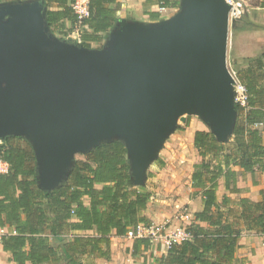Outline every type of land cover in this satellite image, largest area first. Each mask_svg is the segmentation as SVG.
<instances>
[{
  "label": "water",
  "instance_id": "95a60500",
  "mask_svg": "<svg viewBox=\"0 0 264 264\" xmlns=\"http://www.w3.org/2000/svg\"><path fill=\"white\" fill-rule=\"evenodd\" d=\"M179 4L158 21L118 18L100 47H87L51 31L46 0L0 2V139L30 143L40 188L66 181L77 153L116 139L127 149L132 185L145 186L188 115L230 141L238 118L231 5Z\"/></svg>",
  "mask_w": 264,
  "mask_h": 264
},
{
  "label": "trees",
  "instance_id": "16d2710c",
  "mask_svg": "<svg viewBox=\"0 0 264 264\" xmlns=\"http://www.w3.org/2000/svg\"><path fill=\"white\" fill-rule=\"evenodd\" d=\"M157 1L163 7H179L178 0ZM46 2L50 28L68 32L64 20L77 22L72 0ZM115 4L117 0L89 1L90 16L83 21L80 44L92 47L113 27L118 19ZM237 27L234 22L233 32ZM236 71L246 87L247 103H236L238 118L232 138L222 143L209 130L194 134L193 143L202 159L192 173V186L201 193L203 208L194 213L187 227L191 238L159 257L151 253L152 261L145 260L144 264H229L235 259L242 227L264 235V187L257 201L242 197L235 206L228 196L221 202L217 200L221 177H225L226 189L237 190L234 167L264 175V142L258 127L264 123L263 75L251 67ZM18 138L4 139L3 158L10 163V170L0 175V226L9 224L17 231L15 235H3L1 241L4 250L12 252L14 262L78 264L85 256L108 259L113 230L117 235H126L131 227L149 225L142 212L147 209L151 193L146 185H132L122 141L104 142L85 154V159H76L67 180L46 191L37 184L32 147L15 143ZM150 239L135 238L132 253L137 255L143 248H150Z\"/></svg>",
  "mask_w": 264,
  "mask_h": 264
},
{
  "label": "crops",
  "instance_id": "0c3cea01",
  "mask_svg": "<svg viewBox=\"0 0 264 264\" xmlns=\"http://www.w3.org/2000/svg\"><path fill=\"white\" fill-rule=\"evenodd\" d=\"M113 6L117 7L116 15L118 18L126 17L148 22L169 18L163 13H165L167 10L175 8L163 7L157 0H117V4ZM67 22L70 23L69 26L73 24V22L70 20H64L65 27ZM234 22L238 23V27L235 32H233ZM231 28L233 34L232 36L235 39L234 41L232 39L231 43V48H233V56L230 58L232 69L237 73L236 70H245L251 67L255 73H261L263 75L264 82V58L262 56L264 54L263 0H259V2L256 4L252 16L245 13L241 19L232 22ZM109 30L106 33H108ZM258 127L262 131L264 123H261ZM262 134L264 142V131H262ZM234 169L237 172V190L232 192L231 190L226 189L225 177H221L217 186L218 202H221L224 196L230 197L233 203H235V206H238V201L242 197H246L254 201L259 200L261 197L260 191L264 187V175L259 171H257L255 174H252L251 172L243 171V169L239 167H234ZM195 189L196 191H199L197 188H193V190ZM189 202H191V204L194 206L192 209L193 214L196 211L202 210L203 199L200 192L198 193L197 198H193ZM145 211L146 210L142 212V215L147 217V213ZM201 224L205 226L207 225L206 223ZM142 225L144 224L142 223ZM5 226L8 227L9 232L15 229L9 224ZM144 226L152 227V225ZM6 235L15 234L8 233ZM137 237L147 238V236L137 234L136 229L133 227L129 228V232L126 235H117L116 231L113 230L111 233L110 258L106 259L85 256L82 259V262L84 264H144L145 260L147 263L152 261V258L150 257L151 253L157 257L166 253L167 248L164 245H160V242L150 239L151 247L147 250H144L143 248L141 253L134 255L132 250L134 240ZM0 264H18L12 260V252L4 250L1 239ZM25 264H31V262L28 261ZM229 264H264V235L255 233L253 231H248L246 228L242 227L235 259Z\"/></svg>",
  "mask_w": 264,
  "mask_h": 264
},
{
  "label": "rangeland",
  "instance_id": "374dc122",
  "mask_svg": "<svg viewBox=\"0 0 264 264\" xmlns=\"http://www.w3.org/2000/svg\"><path fill=\"white\" fill-rule=\"evenodd\" d=\"M178 1L180 3V0ZM246 2V14L252 16L259 0H246ZM178 10L179 7H175L163 14L170 17ZM69 24L67 22L65 27L68 32L53 31L52 29L51 31L62 39L77 42L73 38V31L78 30L82 36L83 28L77 22L70 26ZM232 35L231 28L228 49L230 69H232L230 58L233 56L231 43L232 39L233 41L235 40ZM106 36L107 33L101 34V40L94 41L91 44L92 47H100L104 43ZM198 129L210 131L208 125L197 115H188L186 121H179L177 129L166 139L158 159L147 170L146 187L150 191L151 197L145 212L150 221L149 225H152L150 228H153L157 234L165 236L173 228L178 226L188 227L193 222L194 214L192 209L194 206L189 201L197 198L199 192L196 189L193 190L192 173L195 170V165L200 163L202 159L193 143L194 134ZM262 131H264V127ZM14 142L30 146L24 137L15 139ZM75 158L85 159L86 157L82 153H77ZM233 204L235 205V203ZM78 233L92 234L93 231H80ZM160 245H163L161 241Z\"/></svg>",
  "mask_w": 264,
  "mask_h": 264
},
{
  "label": "built area",
  "instance_id": "2783aa9c",
  "mask_svg": "<svg viewBox=\"0 0 264 264\" xmlns=\"http://www.w3.org/2000/svg\"><path fill=\"white\" fill-rule=\"evenodd\" d=\"M89 1L90 0H72L71 7L74 15L76 16L77 24L79 26H83V21L90 16L89 10ZM230 5V21L231 23L235 20H239L243 17L247 10V2L246 0H226ZM77 32V33H76ZM73 38L77 40V42L81 43V36L78 30L73 31ZM77 34V35H76ZM233 76L236 79L235 91H236V103L239 102L242 105H246L247 103V92L244 84L240 82L237 77V73L231 69ZM3 145L4 140L0 139V175L8 173L10 170V164L7 160L3 158ZM137 234H142L143 236L150 237L154 241L162 242L164 246L169 249L173 245L183 242L184 240L190 239L191 234L187 230V227L178 226L168 231L165 236L162 234H157L155 230L150 227H146L142 224H139L136 228ZM8 233L16 234L17 231L13 229L9 232L7 226H0V239L3 235Z\"/></svg>",
  "mask_w": 264,
  "mask_h": 264
}]
</instances>
